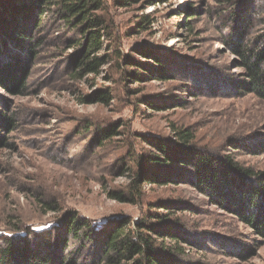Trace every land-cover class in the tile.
<instances>
[{"label":"rangeland","instance_id":"1","mask_svg":"<svg viewBox=\"0 0 264 264\" xmlns=\"http://www.w3.org/2000/svg\"><path fill=\"white\" fill-rule=\"evenodd\" d=\"M104 1L110 31L118 33L122 48L144 41L159 55L162 72L126 85L107 72L108 63L98 74L72 78L77 54L67 41L75 32L59 24L56 12L43 14L33 32L40 41L37 55L26 61L25 90L13 94L0 86V110L14 119L10 132L0 131L5 138L0 144V242L19 226L27 233L20 236L42 252H52L44 248L48 235L50 243L68 240L67 251L79 253L78 242L64 231L66 213L100 226L119 216L135 221L158 200L184 201L192 206L175 217L193 242L180 243L183 264H264V237L187 182L145 185L140 203L107 196L108 189L122 191L129 182L126 169L136 166L135 153H156L145 139L171 143L178 127L191 128L202 151L264 171V101L252 93L237 94L232 85L242 68L223 43L228 26L235 24L231 14L250 0H236L234 8L226 0H141L129 6ZM145 15L150 24L142 29L137 22ZM262 19L260 11L255 36L262 33ZM6 48L0 46V58L7 61L17 52L12 45ZM105 91L112 95L108 102L85 101ZM144 96L161 105L158 110L146 106ZM89 245L81 264H90Z\"/></svg>","mask_w":264,"mask_h":264},{"label":"trees","instance_id":"2","mask_svg":"<svg viewBox=\"0 0 264 264\" xmlns=\"http://www.w3.org/2000/svg\"><path fill=\"white\" fill-rule=\"evenodd\" d=\"M140 1L114 0V3L129 6ZM226 2L231 8L238 6L236 0ZM246 2L231 14L235 24L228 26V39L223 43L235 55V66L242 68L232 85L237 94L252 93L264 101V27L258 36L252 31L258 13L264 14V0ZM108 8L104 0H0V46L3 45L7 52L6 46L12 45L17 52L7 61L0 58V86L13 94L25 90L29 73L26 61L36 57L35 50L40 45L33 32L40 28L42 16L47 11L56 12L59 24L68 32H75V36L67 41V47L73 48L77 54L71 68L72 78L98 74L108 63L111 66L107 67V72L117 74L126 85L158 76L163 69L159 55L147 49L144 41L125 51L117 40L118 33L110 31L113 26L107 18ZM189 22L187 18L186 24ZM137 23L146 29L150 19L145 15ZM125 88L133 91L129 86ZM110 97L111 93L105 91L94 93L85 101L105 103ZM142 100L154 110L161 106L150 97L144 96ZM13 124L12 115L0 110V131L9 129L10 132ZM173 132L171 143L145 139L156 153H135L136 166L124 167L128 170L129 182L122 191L108 189L107 196L118 202L140 203L145 185L187 182L211 203L230 211L264 237V171L255 173L228 155L213 156L202 151L195 143L191 128L178 127ZM110 136L111 133L104 138ZM4 140L0 133V144ZM174 169L178 171L171 172ZM191 206L184 201L158 200L135 221L128 216H119L100 226L81 220L76 214L66 213L64 231L68 238L78 242L82 249L79 253L67 251L68 240L63 245L59 240L50 243L48 235L43 242L44 248L52 252H42L35 242L21 237L27 233L19 232V226H15L8 233L11 235H4L5 239L0 242V264H81L85 260L82 252L89 244L87 259L90 264H183L179 258L184 253L180 243L192 244L193 240L180 231V219L175 213L184 210L182 207Z\"/></svg>","mask_w":264,"mask_h":264}]
</instances>
